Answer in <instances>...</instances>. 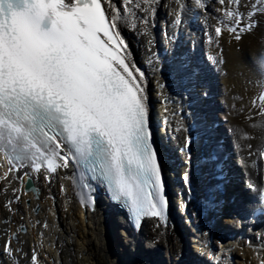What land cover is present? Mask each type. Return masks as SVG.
<instances>
[{"label":"snow or ice","instance_id":"6c2138e0","mask_svg":"<svg viewBox=\"0 0 264 264\" xmlns=\"http://www.w3.org/2000/svg\"><path fill=\"white\" fill-rule=\"evenodd\" d=\"M157 2L0 0V154L10 166L0 180L23 168L54 174L75 165L106 186L137 228L145 217L167 221L147 81L123 35L147 28ZM227 2L223 15L229 23L223 27L239 40L256 26L253 18L264 14V0H252L243 26L240 0ZM175 3L179 25L185 3ZM194 4L203 6L202 0ZM215 34H222L221 26ZM252 103L264 117V92ZM257 155L264 160V146ZM84 179L81 171L80 186L88 188ZM259 201L264 205V188ZM81 202L94 204L91 196L82 195ZM3 250L14 255L11 240ZM31 261L38 264L35 252Z\"/></svg>","mask_w":264,"mask_h":264},{"label":"bare ground","instance_id":"6f19581e","mask_svg":"<svg viewBox=\"0 0 264 264\" xmlns=\"http://www.w3.org/2000/svg\"><path fill=\"white\" fill-rule=\"evenodd\" d=\"M251 2L240 0L239 10L245 14L242 25L249 22L246 13ZM184 3L179 25L174 22L175 0H158L147 28L141 25L139 31L123 33L133 61L145 73L149 105L162 106L168 123L184 137L190 128L185 110L188 100L180 87L193 88L194 80L200 79L205 72L209 74L204 83L209 95L203 99L195 96L198 102L192 100L190 103L195 111L201 107L211 115L216 109L228 111L219 122L228 132L234 155L238 151L242 153L239 155L241 175L250 183H259V156L256 152L264 137V117L258 114L259 104L254 106L252 102L264 92V14L256 15L253 18L256 26L241 33L237 40L235 34L223 27L229 23L223 15V10L229 7L227 0L224 5L219 0H202L201 7L195 6L194 0H184ZM193 16L197 17L199 25L193 23ZM217 26L222 27V34L218 37L215 34ZM175 27L189 34L197 47L201 46L202 52L213 53L218 59V67L217 63H207L204 69L193 73L185 61L177 65L171 57L168 59V52H175L178 47L172 34ZM216 89V96L212 95L211 90ZM203 131L212 141V134ZM238 144L239 149H236ZM7 171L0 172V176ZM66 171L58 169L50 174L41 169L32 172L39 188L37 195L23 188L20 175L24 170L9 173L7 179L0 180V264H32L33 252L38 257V264H154L152 255L146 258L141 247L147 252L154 253L149 248L158 251L164 264L182 263L183 254L187 258L182 227L169 205L165 226L159 218L151 217L139 231L130 233L123 229L122 215L111 212L106 215L104 206L90 207L82 203L72 192ZM198 179L192 181L196 183ZM61 185L65 189L63 192ZM165 194L168 199L167 186ZM16 196H19L18 200ZM10 200L11 211L6 206ZM200 220L207 224L206 219ZM45 223L47 227H44ZM215 228L213 224L211 230L203 234L207 236L208 245L219 238ZM255 228L257 231L251 235V243L237 237L227 238L229 245L221 253V260L214 264H261L264 261V238L257 233L258 227ZM227 232L232 233L233 229ZM191 238L195 241L194 236ZM9 240L14 249L13 256L3 250ZM190 245L201 251L188 248L191 261L202 262L203 250L206 253L216 251L208 246L201 248L194 242Z\"/></svg>","mask_w":264,"mask_h":264},{"label":"water","instance_id":"95a60500","mask_svg":"<svg viewBox=\"0 0 264 264\" xmlns=\"http://www.w3.org/2000/svg\"><path fill=\"white\" fill-rule=\"evenodd\" d=\"M25 187L27 189H32L35 193H37V189L33 186L32 182L30 179H27L25 182Z\"/></svg>","mask_w":264,"mask_h":264}]
</instances>
